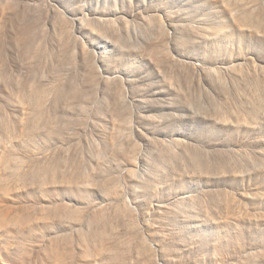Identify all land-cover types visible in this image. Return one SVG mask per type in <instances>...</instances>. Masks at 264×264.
Segmentation results:
<instances>
[{
    "label": "rangeland",
    "instance_id": "374dc122",
    "mask_svg": "<svg viewBox=\"0 0 264 264\" xmlns=\"http://www.w3.org/2000/svg\"><path fill=\"white\" fill-rule=\"evenodd\" d=\"M0 264H264V0H0Z\"/></svg>",
    "mask_w": 264,
    "mask_h": 264
}]
</instances>
